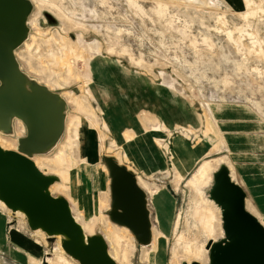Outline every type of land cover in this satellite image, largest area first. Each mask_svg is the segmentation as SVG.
I'll list each match as a JSON object with an SVG mask.
<instances>
[{
  "label": "rangeland",
  "instance_id": "rangeland-1",
  "mask_svg": "<svg viewBox=\"0 0 264 264\" xmlns=\"http://www.w3.org/2000/svg\"><path fill=\"white\" fill-rule=\"evenodd\" d=\"M31 1L29 46L23 43L16 56L26 73L69 104L59 144L33 161L54 160L63 147L62 172L37 167L61 177L51 192L69 200L87 234L105 235L113 226L121 237L107 240L110 254L127 251L130 264H154L141 259L132 232L107 214L104 155L147 182L153 230L162 232L155 194L167 196L162 207L174 204L166 264L195 262L185 253L191 247L206 252L209 264L208 242L224 237L223 229L215 237L204 232L197 216L222 163L246 189L249 211L264 222V0ZM72 43L83 58L71 55ZM19 122L25 127L16 120V134L0 136L17 144L26 135ZM0 215V264H31L34 249L25 240L37 246L39 264H50L48 257L64 263L61 239L31 231L26 216L7 207Z\"/></svg>",
  "mask_w": 264,
  "mask_h": 264
},
{
  "label": "water",
  "instance_id": "water-1",
  "mask_svg": "<svg viewBox=\"0 0 264 264\" xmlns=\"http://www.w3.org/2000/svg\"><path fill=\"white\" fill-rule=\"evenodd\" d=\"M33 10L31 0H0V132L15 134L17 119L26 127L15 150L0 145V200L14 213H23L31 231H43L50 242L61 236L64 251L80 264H119L105 236L99 231L87 235L69 200L53 195L51 186L60 178L42 172L33 161L59 143L69 109L61 93L26 73L16 56L29 38ZM102 160L110 179V220L127 227L138 247L150 245L153 221L148 193L136 173L115 156L104 155ZM208 196L221 210L224 231L221 240L206 246L209 264H264V225L247 209L248 194L227 164L213 173Z\"/></svg>",
  "mask_w": 264,
  "mask_h": 264
},
{
  "label": "bare ground",
  "instance_id": "bare-ground-1",
  "mask_svg": "<svg viewBox=\"0 0 264 264\" xmlns=\"http://www.w3.org/2000/svg\"><path fill=\"white\" fill-rule=\"evenodd\" d=\"M206 2V0H205ZM207 3L208 0H207ZM31 39L33 40V37L30 36ZM25 45L29 46V42H26ZM70 53L72 56L76 57V58H83L84 56V50L83 49H77V46L74 45L72 43L71 47H70ZM69 59L66 57L65 58V63L66 64H69ZM105 64V63H104ZM70 66V64H69ZM62 95V94H61ZM63 96V95H62ZM64 97V96H63ZM65 98V97H64ZM66 100V98H65ZM67 101V100H66ZM67 105H68V108H69V104L67 102ZM68 116H69V110L67 112V118H66V123H67V119H68ZM19 120V119H17ZM21 121V120H20ZM16 122V120H15ZM19 126H20V129L21 130H24L25 131V127L23 126V124L21 122H19ZM14 129H15V123H14ZM65 130H66V126H65ZM15 131V130H14ZM16 134V132H14ZM65 133V132H64ZM64 135V134H63ZM5 136V135H4ZM63 137V136H62ZM17 143H18V140H17ZM59 144V143H58ZM57 144V145H58ZM0 145L5 148H9V147H13L14 149L12 150H15L17 148V144L16 143H13L12 141H9V140H4V138H2L0 136ZM56 145V146H57ZM55 146V147H56ZM61 146V145H60ZM59 146V148H60ZM6 149V148H5ZM60 150V149H59ZM139 152V151H138ZM145 152V151H144ZM151 152V151H150ZM147 154V153H146ZM150 154V153H149ZM43 155H46V154H43ZM152 156V155H151ZM139 161L141 163L144 164V160L141 159L139 156H137ZM150 157V156H149ZM64 159H65V153L63 152V147H61V152L57 155V158L54 159V160H49L47 161L46 163L42 162L41 160L39 161H35V163L37 164V166L39 168L41 167H49L51 169H56V170H59V172H62L61 170V166H63V162H64ZM118 159V158H117ZM137 159V158H136ZM119 160V159H118ZM152 160V159H151ZM146 164V163H145ZM105 165V164H104ZM147 165V164H146ZM106 166V165H105ZM107 168V167H106ZM231 168V167H230ZM66 169V167H65ZM205 171H208V167H206V164L203 165V168L201 169V178H203L204 176V173ZM232 173V172H231ZM58 176V175H57ZM232 176L234 178V175L232 173ZM59 177V176H58ZM138 177V182H139V185L148 193V196H149V192L150 191H147V189L149 188H146V183L147 182H144L141 178V176L137 175ZM60 178V181H57L58 183L62 181L61 177ZM56 182V183H57ZM55 184V183H54ZM53 184V185H54ZM52 185V186H53ZM154 185V184H153ZM51 186V187H52ZM57 187H59V184H56L53 188L54 189H57ZM151 188V187H150ZM197 189V188H196ZM199 191V189H197ZM53 191V190H51ZM54 195V194H53ZM57 195H62V194H57ZM167 196H165L164 194H155L154 198L158 201L159 205H160V213H159V216H158V219H159V223H160V227L162 229V232L159 233V231L156 230V228L153 230L152 229V234H153V240H152V243L150 245H147V246H141L140 248H138V251L141 252V256L143 260H146L147 262H153L154 261V264H166V258H165V241H166V235L168 234L169 230L172 228L174 222H173V215H174V209H175V206L174 204L172 203L171 206H170V203L168 202V205L167 206H163L161 205V203L166 199ZM151 199V198H150ZM111 202V201H110ZM170 206V208H169ZM0 207L2 208H6V205L4 204V202H2L0 200ZM110 207V205H109ZM109 209V208H108ZM107 209V210H108ZM248 209V207H247ZM73 210V208H72ZM106 210V211H107ZM249 210V209H248ZM251 212V210H250ZM253 213V212H251ZM16 214H20V215H23V213L21 212H16ZM255 216H257L255 213H253ZM197 216L198 218L200 219L201 221V224H202V229L204 232L210 234L211 236L215 237L217 234L216 233H220L222 232V229L221 228V210L220 208L215 204V202H213L211 199H208L207 202H205L204 206L202 208H200L197 212ZM4 216L0 215V231L3 230L4 226H3V218ZM258 217V216H257ZM259 218V217H258ZM75 219L81 224V226L83 227L85 233H86V230L85 228H87L86 225H84L80 220H79V217L78 216H75ZM259 220L264 224V222L259 218ZM180 217L178 218V221H176V224L179 225L180 223ZM218 226H220V228L218 229ZM120 227V226H119ZM126 228V227H125ZM41 231V230H40ZM99 231V230H97ZM96 231V232H97ZM38 234L39 231L37 230L36 231ZM43 232V231H42ZM101 232V231H99ZM224 232V231H223ZM102 233V232H101ZM127 233V232H126ZM87 234V233H86ZM103 234V233H102ZM87 235H90V234H87ZM93 235V234H92ZM104 235V234H103ZM106 235V240H108L110 242V244H116L117 243V238H119L118 240H120V237L121 235L118 233V229H116L115 227L111 226L109 229H108V234L105 233ZM104 235V236H105ZM127 235L130 237V239L134 240V235L128 231ZM58 238V241H60L61 239V236H57ZM114 238V239H113ZM112 241H110V240ZM222 239V238H221ZM220 239V240H221ZM219 241V240H218ZM23 245H25V247L27 248H31L33 247V253H32V257H31V264H39L41 262V258L40 257V254L38 255H35V251L37 249V246L28 241V240H25L22 242ZM32 244V245H31ZM152 245V246H151ZM36 248H35V247ZM134 246V245H133ZM151 246V248H147ZM61 251V254H60V263H61V260L64 261L63 264H72L65 256V254L63 253V249L60 250ZM150 251V252H148ZM186 255L187 257L189 258V260L191 259H195L197 261H200L201 264H207L208 262V257L206 255V252H204L201 248H198V247H191V248H188L186 250ZM131 254V253H130ZM35 257H34V256ZM38 256V258H37ZM111 256L116 260V261H119L121 264H130V259H129V252L127 251H117V253L115 252H111ZM132 257V256H131ZM47 262H49L50 264H57L59 262H55L51 257H48ZM193 262V261H192ZM199 263V262H198ZM62 264V263H61ZM132 264V263H131ZM183 264H190V263H186L184 262ZM192 264V263H191Z\"/></svg>",
  "mask_w": 264,
  "mask_h": 264
},
{
  "label": "crops",
  "instance_id": "crops-1",
  "mask_svg": "<svg viewBox=\"0 0 264 264\" xmlns=\"http://www.w3.org/2000/svg\"><path fill=\"white\" fill-rule=\"evenodd\" d=\"M230 168V167H229ZM245 189V188H244ZM246 190V189H245ZM247 192V191H246ZM248 194V193H247ZM40 232V230H38ZM37 233V232H36ZM152 246V245H151ZM151 246H149L148 248H150Z\"/></svg>",
  "mask_w": 264,
  "mask_h": 264
}]
</instances>
